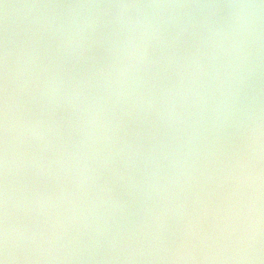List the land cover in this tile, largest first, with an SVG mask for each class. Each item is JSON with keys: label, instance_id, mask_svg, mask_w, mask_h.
Here are the masks:
<instances>
[{"label": "clouds", "instance_id": "clouds-1", "mask_svg": "<svg viewBox=\"0 0 264 264\" xmlns=\"http://www.w3.org/2000/svg\"><path fill=\"white\" fill-rule=\"evenodd\" d=\"M0 8V264H264V0Z\"/></svg>", "mask_w": 264, "mask_h": 264}, {"label": "water", "instance_id": "water-1", "mask_svg": "<svg viewBox=\"0 0 264 264\" xmlns=\"http://www.w3.org/2000/svg\"><path fill=\"white\" fill-rule=\"evenodd\" d=\"M9 3H14V4H17V3H24L26 2V0H8ZM20 10L18 9H10L9 10V14H10V17H14L15 15L18 14ZM3 15V9L0 8V17H2Z\"/></svg>", "mask_w": 264, "mask_h": 264}]
</instances>
